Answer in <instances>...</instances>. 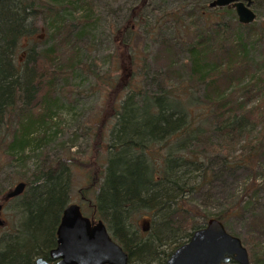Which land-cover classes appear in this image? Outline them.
<instances>
[{
	"label": "trees",
	"instance_id": "16d2710c",
	"mask_svg": "<svg viewBox=\"0 0 264 264\" xmlns=\"http://www.w3.org/2000/svg\"><path fill=\"white\" fill-rule=\"evenodd\" d=\"M139 1L123 27L114 29L115 74L103 76L80 59L84 32L97 24L94 0H0V172L4 157L23 169L30 154L39 161L31 174L14 177L16 184L26 183L10 199L21 220L16 233L0 236V264H34L56 246L75 158L50 161L45 146L64 113L57 80L77 68L101 79L96 88L109 98L116 91L109 119L97 118L98 129L84 127L98 138L93 157L101 169L85 202L128 252L130 264H167L173 248L203 227L191 201L218 177L215 151H222L225 171L250 168L264 155V147L253 144L244 157L224 154L227 137L235 141L256 123L264 127V60L254 65L249 59L253 49L264 53V24L239 23L233 8H211V0L197 7L160 0L152 19L143 18L148 3ZM141 30L149 39L160 36L153 56L125 40ZM182 52L186 62L178 58ZM162 54L168 63L157 67ZM121 65L129 78L118 74ZM151 75L154 91L146 86ZM246 79L245 98H259L252 108L227 93ZM212 133L226 138L221 149L205 139ZM140 217L148 219L145 226L138 225ZM215 217L223 223L228 211L206 215L207 221Z\"/></svg>",
	"mask_w": 264,
	"mask_h": 264
},
{
	"label": "rangeland",
	"instance_id": "374dc122",
	"mask_svg": "<svg viewBox=\"0 0 264 264\" xmlns=\"http://www.w3.org/2000/svg\"><path fill=\"white\" fill-rule=\"evenodd\" d=\"M159 1L147 0L148 6L141 10L143 18L152 19V14H156V12H153V8L161 4ZM201 1L204 0H168L171 4L187 2L193 7L201 5ZM139 2V0H94V6L98 11L96 15L97 24L87 28L83 39L80 41L85 44V49L80 52V59L83 61L82 63L91 64L92 72L103 74V76H114V61L112 59L115 60L113 55H115L117 47L116 43H114V33L120 27H123L132 12V8L140 4ZM253 4V9L257 15V19L254 22L258 26L262 25L264 24V0H254ZM160 10H163V8ZM116 28L118 29L114 31ZM147 36L141 30L137 38L130 39L129 35H127L125 40L127 42L131 41L141 53H149L153 56L156 48L160 47L158 42L160 36L156 34L153 39H149ZM118 38L121 39L123 37L119 36ZM262 50V48L253 49L249 57L252 64L256 65L261 59L264 60ZM166 57L165 54H162L156 66L160 67L167 64L168 59ZM178 58L186 62L187 53L182 52ZM154 66L155 64L151 68H154ZM126 71L125 66L121 65L118 74L120 76L124 75V77L128 76L125 75ZM92 72L89 71L87 73L77 68L75 75L69 74L66 75V79L59 78L57 80L56 89L61 100L60 104L64 107V113L62 112L60 119L58 117L54 120L59 122V124L53 130L48 131L50 137L45 146L50 161L59 159L60 156L64 155L70 156L68 158H75L70 163V177L72 178L70 203H79L86 215L89 216L91 209L85 200L88 199L87 196L91 194L92 190L88 186L89 183H93L94 176L96 179L100 177L101 169L99 165L95 164V158L93 157L95 155H93V149L98 144V138L86 134L84 127L95 126L97 118H101V120L102 118L104 120L109 119V114L113 112L112 109L110 110L111 104L116 99L114 96L116 91L109 98L106 92L96 88V86H101V79L97 80ZM184 73L185 76H188L187 72L184 71ZM153 76L151 75L147 82L144 81V83L148 84L146 86L150 91H154L156 88L155 83L151 81V79H154ZM247 80H243L241 85L238 87L234 86L227 91L229 95H233V101L245 103L247 99L241 91V87L247 84ZM262 86L264 87V83H261ZM262 91L264 97V89ZM200 94L204 95L202 91ZM258 101L259 98L254 96L249 101L247 100L245 104H248V108H252L258 105ZM261 111H264V108ZM255 125L256 128L250 129V131L248 129L235 141L227 137L229 146L227 145L228 149L224 150V154H228L229 158L235 159L240 156H246L250 151L249 145L251 144L264 147L263 124L256 123ZM95 127L98 129L100 126L96 125ZM96 133L98 134L99 132L96 131ZM211 137H205V139L214 144L216 148H220L226 139L218 134L214 135V133L211 134ZM201 145H198L197 149L201 148ZM214 154H216L217 159L215 167L219 171L218 177L212 181L214 183L212 187L207 186L203 192L196 193L193 196L191 202L196 206L195 213L199 212L195 216V220L198 225L205 227L207 223L206 215L227 210L228 218L223 223L228 232L234 236H239L243 245L247 247L250 257L249 264H264V155L260 152L256 157V162L250 164V168L235 167L233 171H225L220 159L222 151H215ZM30 155L31 159L27 161L25 169L16 165L12 166L11 161L6 157L2 161L0 199L5 203L2 213L3 218L6 220V226L0 228V236H7V234L15 232L19 225L18 222L21 220V214L18 216L19 207L16 206L14 200H8L7 193L16 185L14 181L16 175L19 173L20 176L26 173L31 174L37 163H39L33 153ZM5 196L6 198L3 199ZM139 222L138 225L145 226V223H148V219L140 217ZM228 264L238 263L228 262Z\"/></svg>",
	"mask_w": 264,
	"mask_h": 264
},
{
	"label": "water",
	"instance_id": "95a60500",
	"mask_svg": "<svg viewBox=\"0 0 264 264\" xmlns=\"http://www.w3.org/2000/svg\"><path fill=\"white\" fill-rule=\"evenodd\" d=\"M254 0H211V8L229 7L235 10L239 23L250 25L257 19ZM26 183L19 182L7 193L16 197L25 190ZM0 203V211L2 209ZM57 229L58 246L52 249L57 264H129V255L114 241L103 220H93L82 213L80 204L72 202L63 209ZM4 220L0 216V226ZM249 264L250 257L241 238L226 230L222 221L210 218L205 227L198 228L190 239L175 248L167 264ZM35 264H50L43 257Z\"/></svg>",
	"mask_w": 264,
	"mask_h": 264
},
{
	"label": "flooded vegetation",
	"instance_id": "af4514ba",
	"mask_svg": "<svg viewBox=\"0 0 264 264\" xmlns=\"http://www.w3.org/2000/svg\"><path fill=\"white\" fill-rule=\"evenodd\" d=\"M21 195V194H20ZM17 196H19V195H16V197ZM16 197H11V198H9L8 200H10V199H14V198H16ZM6 198V196L3 198V199H5ZM0 203L2 204V209H1V211H0V216H1V218L4 220V225H2V226H0V228H2V227H5L6 226V220L3 218V210H4V206H5V203L0 199ZM69 204H71V203H69ZM79 204V203H78ZM81 206V205H80ZM81 209H82V206H81ZM82 213L84 214V215H86V213H85V211L82 209ZM63 214V213H62ZM86 216H88L89 218H93V220L95 219V220H99L97 217H95V215H86ZM61 217H62V215H61ZM61 220V219H60ZM61 223V222H60ZM60 223H59V225H60ZM59 225L57 226V229H58V227H59ZM106 225V224H105ZM107 226V225H106ZM57 229H56V232H57ZM57 239H58V234H57V238H56V246H54V247H52V249H55V248H57V246H58V243H57ZM114 240V239H113ZM115 241V240H114ZM123 248V247H122ZM52 249H50L49 251H48V255H40V256H37V257H35V259H34V264H35V262H36V260L38 259V258H41V257H43L46 261H48L50 264H57L59 261H60V259L58 258H52L51 257V255H50V252L52 251ZM124 250V249H123ZM124 252H126L127 254H128V252L127 251H125L124 250ZM129 255V254H128ZM129 259H130V257H129ZM129 264H130V262H129Z\"/></svg>",
	"mask_w": 264,
	"mask_h": 264
}]
</instances>
